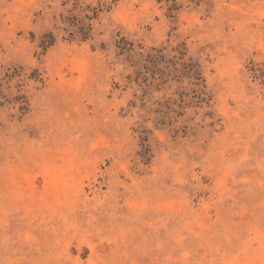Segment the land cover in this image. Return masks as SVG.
<instances>
[{
  "label": "rangeland",
  "instance_id": "1",
  "mask_svg": "<svg viewBox=\"0 0 264 264\" xmlns=\"http://www.w3.org/2000/svg\"><path fill=\"white\" fill-rule=\"evenodd\" d=\"M0 264H264V0H0Z\"/></svg>",
  "mask_w": 264,
  "mask_h": 264
},
{
  "label": "trees",
  "instance_id": "2",
  "mask_svg": "<svg viewBox=\"0 0 264 264\" xmlns=\"http://www.w3.org/2000/svg\"><path fill=\"white\" fill-rule=\"evenodd\" d=\"M49 43H50V45H52L51 42H49Z\"/></svg>",
  "mask_w": 264,
  "mask_h": 264
}]
</instances>
